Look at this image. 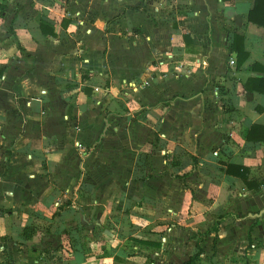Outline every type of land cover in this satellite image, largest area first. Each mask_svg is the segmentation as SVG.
Listing matches in <instances>:
<instances>
[{"label": "crops", "instance_id": "0c3cea01", "mask_svg": "<svg viewBox=\"0 0 264 264\" xmlns=\"http://www.w3.org/2000/svg\"><path fill=\"white\" fill-rule=\"evenodd\" d=\"M252 7L1 0L0 264H264Z\"/></svg>", "mask_w": 264, "mask_h": 264}, {"label": "trees", "instance_id": "16d2710c", "mask_svg": "<svg viewBox=\"0 0 264 264\" xmlns=\"http://www.w3.org/2000/svg\"><path fill=\"white\" fill-rule=\"evenodd\" d=\"M248 20L256 23L260 26H264V0H253V7L252 9L249 10L248 12ZM42 31H43V26H42ZM45 31V30H44ZM50 34H53L52 30L49 31ZM184 39L186 41V43L188 42L187 36H184ZM230 50H235L237 52V66L241 63V61L244 60L246 53L244 51L239 50L236 46H235V40H233V42L230 44L229 46ZM256 81L255 78H249L245 88H248L249 83ZM257 85H264V80H258L257 81ZM258 87V86H257ZM253 131H255V127L250 128L247 138L251 137V135L249 136V133H252ZM222 165H224V172L227 175H231L234 177H237L239 179L242 180V182L246 185L247 188L252 189L254 188H258L260 186V183H251L250 181H248L247 179V175H248V169L240 166V165H234L231 163H222ZM223 218V216H220L218 218V222L219 220H221ZM199 253H195L192 256L189 257L188 260H186L185 262L181 263V264H195V261L198 258Z\"/></svg>", "mask_w": 264, "mask_h": 264}, {"label": "rangeland", "instance_id": "374dc122", "mask_svg": "<svg viewBox=\"0 0 264 264\" xmlns=\"http://www.w3.org/2000/svg\"><path fill=\"white\" fill-rule=\"evenodd\" d=\"M228 252H230L229 250H226V247L225 246H223V245H221L220 247H218V249H217V255H218V257H219V259H220V262H222V263H225V264H232V263H227V262H225L224 261V259H225V257H226V254L228 253ZM232 253V252H231ZM218 259V260H219Z\"/></svg>", "mask_w": 264, "mask_h": 264}, {"label": "built area", "instance_id": "2783aa9c", "mask_svg": "<svg viewBox=\"0 0 264 264\" xmlns=\"http://www.w3.org/2000/svg\"><path fill=\"white\" fill-rule=\"evenodd\" d=\"M0 3H1V0H0ZM163 62L162 61H159L158 64L161 65ZM235 64V60L233 58H231L229 60V65H234ZM126 86H130L132 89H135L136 90V84L135 83H131V84H126ZM217 94L216 90H215V95Z\"/></svg>", "mask_w": 264, "mask_h": 264}, {"label": "water", "instance_id": "95a60500", "mask_svg": "<svg viewBox=\"0 0 264 264\" xmlns=\"http://www.w3.org/2000/svg\"><path fill=\"white\" fill-rule=\"evenodd\" d=\"M262 212H264V210L263 211H261V212H259L258 214H255V215H259V214H261ZM251 216H255L254 214H250Z\"/></svg>", "mask_w": 264, "mask_h": 264}]
</instances>
